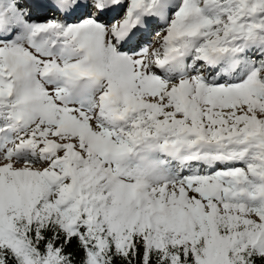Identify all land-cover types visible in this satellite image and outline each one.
Listing matches in <instances>:
<instances>
[{"label":"snow or ice","instance_id":"1","mask_svg":"<svg viewBox=\"0 0 264 264\" xmlns=\"http://www.w3.org/2000/svg\"><path fill=\"white\" fill-rule=\"evenodd\" d=\"M0 264H264V0H0Z\"/></svg>","mask_w":264,"mask_h":264}]
</instances>
